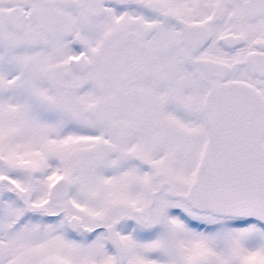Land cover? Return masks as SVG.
<instances>
[{
  "label": "rangeland",
  "instance_id": "1",
  "mask_svg": "<svg viewBox=\"0 0 264 264\" xmlns=\"http://www.w3.org/2000/svg\"><path fill=\"white\" fill-rule=\"evenodd\" d=\"M90 1L94 4L75 0L72 8L67 0H0V81L8 84L0 95V184L2 179L12 181L0 191V264H85L83 245L63 231L65 216L86 217L103 207L104 197L108 202L114 201L111 196L131 200L143 192L140 179L146 174L136 164H101L103 112L125 128L136 112V98L169 97L172 151L164 152L167 142L156 137L149 163L158 171L161 161H188L191 173L201 152L203 143L198 142L193 152L179 153L192 128L197 126L205 138L201 122L186 115L188 102L192 112L200 109L202 92L194 85L188 56L183 68L173 63V53L150 51L145 41H138L134 21L142 23L144 18L132 4ZM153 2L183 4L187 18L201 20L211 15L213 4L223 7L220 0ZM15 3L27 10L22 28L3 20ZM173 40L171 35L172 44ZM77 50L85 52L92 67L81 76L70 71L65 77L68 55ZM20 87L28 89L20 94L21 100H13ZM193 137L198 140L200 135ZM60 176L70 184L69 196L61 201L66 215L48 218L42 211L29 210H58L48 188ZM231 248L223 244L219 255L232 256Z\"/></svg>",
  "mask_w": 264,
  "mask_h": 264
},
{
  "label": "flooded vegetation",
  "instance_id": "2",
  "mask_svg": "<svg viewBox=\"0 0 264 264\" xmlns=\"http://www.w3.org/2000/svg\"><path fill=\"white\" fill-rule=\"evenodd\" d=\"M220 1L222 9L220 4H213L210 7L211 15L206 20L187 18L183 4H155L153 0L111 2L132 4L136 14L143 16L142 23L134 21L138 27L137 39L145 41L150 51L156 48L163 55L173 53V63H178L183 68H186L187 56L189 57L193 64L190 68L195 79L194 85L202 92L200 91V109L192 112L193 107L188 102L190 108L186 107V115L191 120L201 122V127L205 128V138L203 139V134L199 133L200 129L196 126L189 131L192 136L180 147L179 153L183 149L186 153H191L198 142L203 143L191 173V162L183 160L161 161L158 166L160 169L156 171L149 163L155 138L160 137L167 142L164 152L172 151L169 146L172 142L170 98L141 97V101L136 98L139 101L135 99L136 102H133L136 112L125 128L119 119L108 118L106 112L102 113L101 164L109 168L136 164L146 176L140 179L143 192L138 196H133L131 200L111 196L115 197L113 202H108L109 197H104L101 201L103 207L99 211L87 213L86 217L80 216L83 225L89 228L88 232L80 228L71 231L66 225L63 226L68 239L83 245L85 264H264V223L250 216L218 214L200 209L188 197L197 163L209 139L206 125L208 116H205L202 108L205 93L220 88H255L264 98V4H245L243 14L244 0L241 4H233L232 0ZM75 4L76 2L72 8ZM85 4L94 3L86 0ZM97 4L105 3L98 0ZM79 5L82 7L83 3ZM92 12L96 14L95 11ZM134 18L136 19L135 16ZM179 18L204 24L210 31L209 42L195 54L188 52L182 44ZM7 25L18 26L14 21ZM227 33L243 35L244 42L232 48L224 47L218 37ZM171 35L174 36L173 44L170 42ZM155 38L158 43L154 45ZM75 40L77 41L76 38ZM81 52L83 51L77 50L75 54L68 55V58L78 56ZM203 57L225 64L213 71L214 76L208 77L197 63V59ZM71 72L73 76L83 75ZM26 83V80H22V84ZM27 89L18 88L12 99L21 100L20 94ZM175 123L173 127L176 126ZM128 126L133 128L129 129ZM195 135H200L198 140L193 137ZM11 182L2 179L0 191L5 183ZM53 205L58 208L56 212H47L44 208L29 210L42 211L48 218H55L62 213L66 215L62 205L58 207L54 201ZM70 215L72 214L68 216ZM108 231L116 232L117 247L108 241ZM223 244L232 245V256L219 255L218 248Z\"/></svg>",
  "mask_w": 264,
  "mask_h": 264
},
{
  "label": "water",
  "instance_id": "3",
  "mask_svg": "<svg viewBox=\"0 0 264 264\" xmlns=\"http://www.w3.org/2000/svg\"><path fill=\"white\" fill-rule=\"evenodd\" d=\"M75 0H67L68 7ZM245 4H264V0H244ZM92 15H95L92 12ZM26 19V10L21 5L9 7L3 16L6 24L14 21L22 28ZM181 41L191 54L197 53L210 40L208 27L200 23H191L178 19ZM226 48H232L244 42L243 35L227 33L218 37ZM197 63L204 74L214 76L213 71L225 64L211 58H198ZM70 71L84 74L91 62L84 52L68 58ZM7 90V83L0 81V95ZM202 108L208 126L207 145L196 166L195 178L188 189V197L200 209L218 214L234 213L257 218L264 223V98L255 88H220L205 93ZM69 181L60 176L48 188L49 198L62 205L69 196ZM54 215V214H50ZM66 227L75 231L80 228L88 232L82 218L72 214L65 218ZM108 241L117 247L115 231H108Z\"/></svg>",
  "mask_w": 264,
  "mask_h": 264
},
{
  "label": "trees",
  "instance_id": "4",
  "mask_svg": "<svg viewBox=\"0 0 264 264\" xmlns=\"http://www.w3.org/2000/svg\"><path fill=\"white\" fill-rule=\"evenodd\" d=\"M189 58V57H188ZM189 61H190V59H189ZM191 63V62H190Z\"/></svg>",
  "mask_w": 264,
  "mask_h": 264
}]
</instances>
